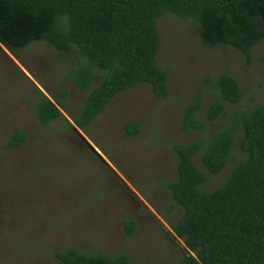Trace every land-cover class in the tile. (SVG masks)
Returning a JSON list of instances; mask_svg holds the SVG:
<instances>
[{
    "label": "rangeland",
    "instance_id": "obj_1",
    "mask_svg": "<svg viewBox=\"0 0 264 264\" xmlns=\"http://www.w3.org/2000/svg\"><path fill=\"white\" fill-rule=\"evenodd\" d=\"M156 27V64L169 71V98L158 101L148 85H138L118 94L83 130L73 120L86 93L65 80L66 73L86 65L78 50L57 52L37 42L12 54L0 44V264H61L52 252L70 248L109 258L125 251L132 264H176L187 253L171 231L181 211H168L171 198L164 187L177 176L172 148L230 130L237 115L264 106V38L247 64L231 47L206 45L192 20L166 14ZM221 74L239 84L240 103H225V115L206 122L205 132L184 134L186 106L202 90L198 116L205 120L207 107L219 99L213 83ZM62 91L67 98H60ZM43 96L62 105V116L49 125L37 116ZM129 123L139 127L137 135L125 132ZM18 130L26 134L25 143L7 149ZM231 157L221 173H207L204 191L220 187L244 158L237 143ZM193 163L204 170L199 155ZM127 221L137 225L132 236Z\"/></svg>",
    "mask_w": 264,
    "mask_h": 264
},
{
    "label": "trees",
    "instance_id": "obj_2",
    "mask_svg": "<svg viewBox=\"0 0 264 264\" xmlns=\"http://www.w3.org/2000/svg\"><path fill=\"white\" fill-rule=\"evenodd\" d=\"M166 14L194 21L206 45L231 47L247 64L264 38V0H0V44L12 54L37 42L57 52L78 50L86 65L66 73L65 80L86 93L73 120L83 130L118 94L138 85H148L158 101L169 98V71L156 64L161 47L156 23ZM213 85L219 99L207 107L205 120L198 116L202 90L186 106L180 123L184 134L205 132L206 122L225 115V103H240L243 93L233 77L221 74ZM67 96V91L60 94L61 99ZM61 107L59 100L43 96L37 108L39 122L49 125L58 120ZM138 131L135 123L125 126L130 136ZM25 141L26 134L18 130L6 148ZM236 143L244 158L220 187L204 191L207 173L213 176L224 170ZM172 149L177 176L164 187L171 198L168 211H181L171 225L172 234L187 251L176 264H264V106L237 115L230 130ZM196 155L204 170L195 167ZM124 228L128 236L137 231L134 221L125 222ZM52 255L61 264H132L125 251L114 258L73 248Z\"/></svg>",
    "mask_w": 264,
    "mask_h": 264
}]
</instances>
